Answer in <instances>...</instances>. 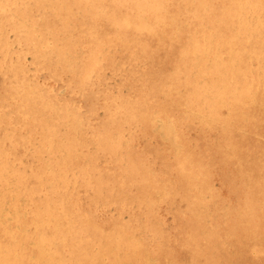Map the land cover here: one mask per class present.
Masks as SVG:
<instances>
[{
  "label": "bare ground",
  "instance_id": "1",
  "mask_svg": "<svg viewBox=\"0 0 264 264\" xmlns=\"http://www.w3.org/2000/svg\"><path fill=\"white\" fill-rule=\"evenodd\" d=\"M0 264H264V0H0Z\"/></svg>",
  "mask_w": 264,
  "mask_h": 264
}]
</instances>
